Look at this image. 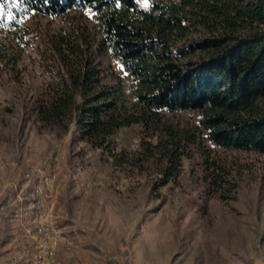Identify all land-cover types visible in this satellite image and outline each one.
<instances>
[{
  "label": "trees",
  "instance_id": "trees-1",
  "mask_svg": "<svg viewBox=\"0 0 264 264\" xmlns=\"http://www.w3.org/2000/svg\"><path fill=\"white\" fill-rule=\"evenodd\" d=\"M2 35L35 13H89L98 35L49 39L54 66L32 108L37 127L62 134L71 121L89 148L113 163L150 166L153 188L176 182L182 160L199 167L208 193L232 197L236 180L221 152L264 153V0H0ZM12 16L13 19H5ZM82 38V39H81ZM20 44L26 39L15 36ZM111 55L121 72L104 63ZM127 73V75H125ZM188 111L191 118L178 114ZM139 125L138 146L114 151L112 134Z\"/></svg>",
  "mask_w": 264,
  "mask_h": 264
},
{
  "label": "rangeland",
  "instance_id": "rangeland-1",
  "mask_svg": "<svg viewBox=\"0 0 264 264\" xmlns=\"http://www.w3.org/2000/svg\"><path fill=\"white\" fill-rule=\"evenodd\" d=\"M21 24L2 35L0 50V240L9 243L4 233L13 231L12 263L264 264V153L221 152L236 180L234 195L221 200L206 191L199 167L191 171L186 159L176 182L153 188L150 166L139 171L113 163L79 139L73 121L60 135L39 130L32 105L46 77L42 65L54 66L49 39L73 29L91 41L97 24L74 8L35 13ZM17 34L26 40L18 44ZM102 56L121 72L111 55ZM178 116L191 118L188 111ZM139 129L137 123L119 127L112 134L114 151L136 149ZM15 203L24 205V218L10 221ZM40 203L43 226L56 233L49 255L40 246L47 233L33 218Z\"/></svg>",
  "mask_w": 264,
  "mask_h": 264
},
{
  "label": "crops",
  "instance_id": "crops-1",
  "mask_svg": "<svg viewBox=\"0 0 264 264\" xmlns=\"http://www.w3.org/2000/svg\"><path fill=\"white\" fill-rule=\"evenodd\" d=\"M13 201H11L10 202V205L11 204H13L12 203ZM22 203V202H21ZM21 203H18V204H16L15 203V205L14 206H12L13 208H11V209H13V211H12V214H11V216H9V220L11 221V219L13 218V216H17L18 215V217L20 216V218H24V217H22L21 216V214H20V212L22 211V208L21 207H24V205H22ZM21 210V211H20ZM8 221V220H7ZM0 228H1V223H0ZM3 229V228H2ZM4 231V230H3ZM24 231V230H23ZM5 232V231H4ZM12 232L13 231H7V232H5L4 234V237L5 238H8V241H10L11 242V239L13 238V236H11V234H12ZM24 235H26V233H24ZM0 236H2V232H0ZM3 237V238H4ZM2 241L0 240V243H1ZM10 242L9 243H7V242H2L3 244L1 245V247H0V264H14V263H12L11 262V260H10V256L13 254V252H14V248H13V245H12V247H10ZM17 264H19V263H17Z\"/></svg>",
  "mask_w": 264,
  "mask_h": 264
},
{
  "label": "built area",
  "instance_id": "built-area-1",
  "mask_svg": "<svg viewBox=\"0 0 264 264\" xmlns=\"http://www.w3.org/2000/svg\"><path fill=\"white\" fill-rule=\"evenodd\" d=\"M38 171H36L35 169H33V173H36L37 174ZM40 188H42L44 191L47 190V178H46V181L45 182H41V186ZM2 205V203H1ZM42 210H43V207L40 203V210L39 212L37 213V215H34V219L37 221L38 223V227L40 229H43L46 231L47 233V244H40L41 247H42V251H47L48 252V255L50 253V249H51V246H52V243L53 241L56 240V234L54 232L53 229H50L49 227H43V222H42ZM43 259H40V264L42 262Z\"/></svg>",
  "mask_w": 264,
  "mask_h": 264
},
{
  "label": "snow or ice",
  "instance_id": "snow-or-ice-1",
  "mask_svg": "<svg viewBox=\"0 0 264 264\" xmlns=\"http://www.w3.org/2000/svg\"><path fill=\"white\" fill-rule=\"evenodd\" d=\"M142 3H143L145 6H147V4H148V0H142ZM4 13H5V10H4L3 6L0 5V15H4ZM89 14H90V15H94V13H89ZM5 19H13V17H12V16H5ZM0 26H2V25H0ZM118 67H122V66L119 65V63H118ZM125 75H127V73H125Z\"/></svg>",
  "mask_w": 264,
  "mask_h": 264
},
{
  "label": "bare ground",
  "instance_id": "bare-ground-1",
  "mask_svg": "<svg viewBox=\"0 0 264 264\" xmlns=\"http://www.w3.org/2000/svg\"><path fill=\"white\" fill-rule=\"evenodd\" d=\"M48 181H49V179H47V189H48ZM42 189V188H41ZM3 205V204H2ZM42 212H43V210H42ZM44 227V226H43ZM39 230V232H41V231H45V230H43V229H40V228H38ZM46 232V231H45ZM54 232H55V230H54ZM56 234V233H55ZM57 240V239H56ZM56 240L55 241H53V243H52V246H51V249H50V253H52V248H53V245H54V243L56 242ZM39 244V243H38ZM41 246V245H40ZM44 252H47V251H44ZM45 260H42V264H43V262H44Z\"/></svg>",
  "mask_w": 264,
  "mask_h": 264
}]
</instances>
